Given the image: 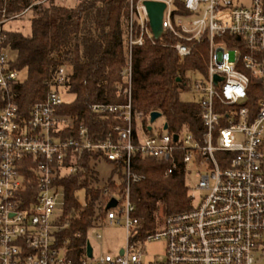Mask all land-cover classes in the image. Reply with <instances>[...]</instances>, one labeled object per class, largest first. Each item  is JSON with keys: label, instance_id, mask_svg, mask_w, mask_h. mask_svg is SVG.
Masks as SVG:
<instances>
[{"label": "built area", "instance_id": "obj_1", "mask_svg": "<svg viewBox=\"0 0 264 264\" xmlns=\"http://www.w3.org/2000/svg\"><path fill=\"white\" fill-rule=\"evenodd\" d=\"M147 2L164 5L159 38L151 30ZM12 19L0 21V91L9 99L19 74L11 70L2 30ZM146 44H171L181 59L207 45V69L193 75L190 89L199 93V138L188 131L170 133L165 122L155 129L150 115L133 111L132 50ZM70 75L69 64L60 66L45 100L27 118L11 100L0 110V264H94L88 239L75 260L56 238L65 204L59 181L77 173L87 154L98 157L97 167L105 162L121 173L122 180L114 179L117 188L124 184L114 193L109 177L99 187L106 210L101 224L124 220L127 246L95 264H264V0H129L128 59L121 72L127 103L92 106L94 113L123 122L105 141H91L82 126L78 136H65L76 131L74 118L59 112L67 103L62 94ZM136 156L169 161L166 175L181 163L187 186L194 174L200 193L188 186L192 207L170 216L162 208V227L133 242L140 222L133 218L131 185L142 180L132 171ZM112 199L117 205L107 210ZM151 241L164 242L163 257L144 261L143 244Z\"/></svg>", "mask_w": 264, "mask_h": 264}, {"label": "trees", "instance_id": "obj_2", "mask_svg": "<svg viewBox=\"0 0 264 264\" xmlns=\"http://www.w3.org/2000/svg\"><path fill=\"white\" fill-rule=\"evenodd\" d=\"M41 1L0 0V21L3 16L12 19L26 10L25 15H31V36L6 28L25 15L12 19L2 30L3 46L14 55L11 70L18 74L25 71L26 78H19L12 86L11 99L0 91V110L11 100L27 118L31 107L45 100L50 91L48 84L58 68L67 63L71 75L64 93L73 95L74 100L65 103L59 112L74 118L76 131L65 136H78L82 126L91 141H105L113 127L123 126V122L114 114L94 113L92 106L127 103L121 72L128 59L129 0H80L73 7L59 4L58 0L37 4ZM207 62L206 44L197 45L186 59L178 57L171 44L133 47V111L145 117L159 112L170 133L188 131L199 138L203 128L198 104L184 102L180 97L190 91L194 74L205 73ZM97 159L96 155H85L79 171L59 181L65 204L59 219L61 228L56 232L57 243L75 260L84 254L89 230L100 226L106 217ZM169 167L167 160L133 158V174L142 176L140 182L132 183L130 192L135 208L133 218L140 222L133 242L142 241L162 227V208L164 215L170 216L192 207L183 166L180 163L172 174L166 175ZM25 176L30 178L28 173ZM116 176L122 180L121 173L115 171L109 178L114 193L124 187H116ZM83 191L85 205L79 198Z\"/></svg>", "mask_w": 264, "mask_h": 264}, {"label": "rangeland", "instance_id": "obj_3", "mask_svg": "<svg viewBox=\"0 0 264 264\" xmlns=\"http://www.w3.org/2000/svg\"><path fill=\"white\" fill-rule=\"evenodd\" d=\"M80 0H58L59 4L65 6L73 7L79 3ZM248 0H246V3ZM30 14L25 15L23 18L11 21L6 25V28L20 31L25 36H31V27H30ZM11 58L14 57L12 53L9 52ZM19 78L24 80L26 78V72L23 71L19 74ZM62 97L65 102H71L74 100V96L70 94L63 93ZM181 100L184 102H196L199 98V93L197 91L191 90L181 94ZM163 118L158 119L154 123V128H159L163 123ZM97 170L100 174V181H106L112 173V165L108 163H101L98 165ZM197 179L194 174L191 175L190 181H188V186H190L191 192L195 193L197 196L200 191L196 190ZM80 201L83 203L84 196L83 193L79 194ZM124 220H121V223L116 221L113 223L104 222L98 227L92 228L88 232V240L93 249V258L90 260L95 264L98 260L105 256L116 257L124 250L127 246V231L124 226ZM97 235L100 236V239L97 238ZM164 253V242L163 241H151L145 242L143 244L142 257L144 261H154L156 259L160 260L163 257Z\"/></svg>", "mask_w": 264, "mask_h": 264}, {"label": "water", "instance_id": "obj_4", "mask_svg": "<svg viewBox=\"0 0 264 264\" xmlns=\"http://www.w3.org/2000/svg\"><path fill=\"white\" fill-rule=\"evenodd\" d=\"M147 11L149 14V21H150V27L151 30L156 38H159L162 34V13L164 10V5L160 3H154V2H147L146 4ZM162 118V114L159 112H152L150 114V124H154L158 119ZM152 127H149V130L151 131ZM168 129V125H164V130ZM178 136H174V140H177ZM117 205V201L115 199H112L109 204L107 205V210L110 208H113ZM92 247L90 243L87 244V255L88 257H92ZM122 253V252H121Z\"/></svg>", "mask_w": 264, "mask_h": 264}]
</instances>
